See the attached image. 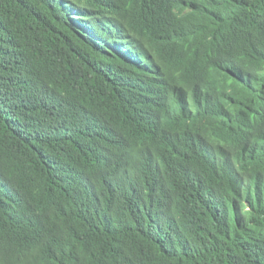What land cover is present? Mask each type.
I'll return each mask as SVG.
<instances>
[{
	"label": "trees",
	"instance_id": "trees-1",
	"mask_svg": "<svg viewBox=\"0 0 264 264\" xmlns=\"http://www.w3.org/2000/svg\"><path fill=\"white\" fill-rule=\"evenodd\" d=\"M0 264H264V0H0Z\"/></svg>",
	"mask_w": 264,
	"mask_h": 264
},
{
	"label": "bare ground",
	"instance_id": "bare-ground-1",
	"mask_svg": "<svg viewBox=\"0 0 264 264\" xmlns=\"http://www.w3.org/2000/svg\"><path fill=\"white\" fill-rule=\"evenodd\" d=\"M237 66V65H236Z\"/></svg>",
	"mask_w": 264,
	"mask_h": 264
}]
</instances>
